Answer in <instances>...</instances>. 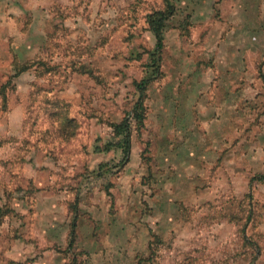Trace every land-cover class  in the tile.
<instances>
[{
	"label": "rangeland",
	"instance_id": "obj_1",
	"mask_svg": "<svg viewBox=\"0 0 264 264\" xmlns=\"http://www.w3.org/2000/svg\"><path fill=\"white\" fill-rule=\"evenodd\" d=\"M259 175L264 0H0V264H264Z\"/></svg>",
	"mask_w": 264,
	"mask_h": 264
},
{
	"label": "trees",
	"instance_id": "obj_2",
	"mask_svg": "<svg viewBox=\"0 0 264 264\" xmlns=\"http://www.w3.org/2000/svg\"><path fill=\"white\" fill-rule=\"evenodd\" d=\"M165 15H166V12H160L150 22V27L154 33L155 38H156L155 48L149 54V59H150L149 69L151 68V71L149 70L148 73H151V74L155 71L154 69L158 68V66H157V61H159V55L158 54L160 53V49L162 47V39H163L161 30H162L163 25H164L163 22H164ZM146 81H147L146 79H143L138 84V87L141 89V87L143 85H145ZM134 107L135 108L137 107V109L133 113V116L136 117L137 119H140L141 114H142L141 113L142 112V101L137 102V105ZM123 122L120 126L117 127V129H118L117 133L121 136V141H122L123 146H125L124 147V149H125L127 147L129 132H128V125L126 123H123ZM254 178H256L258 180H264V175H259L257 177L253 176L251 178V180Z\"/></svg>",
	"mask_w": 264,
	"mask_h": 264
}]
</instances>
